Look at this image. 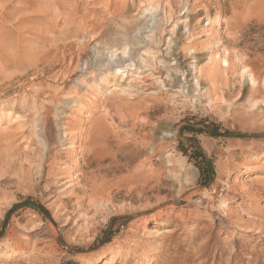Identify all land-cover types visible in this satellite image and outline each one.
Wrapping results in <instances>:
<instances>
[{"label": "rangeland", "instance_id": "374dc122", "mask_svg": "<svg viewBox=\"0 0 264 264\" xmlns=\"http://www.w3.org/2000/svg\"><path fill=\"white\" fill-rule=\"evenodd\" d=\"M70 260L264 264V0H0V264Z\"/></svg>", "mask_w": 264, "mask_h": 264}, {"label": "trees", "instance_id": "16d2710c", "mask_svg": "<svg viewBox=\"0 0 264 264\" xmlns=\"http://www.w3.org/2000/svg\"><path fill=\"white\" fill-rule=\"evenodd\" d=\"M184 130H190L192 132V136L187 139L188 144L190 145H182V150L184 154L188 155L190 158H194L197 162L199 160L203 161L204 167H201V175L200 178H203L204 175H207L209 179H211L212 172H213V167L210 163V161L207 159L204 151L201 149V147L198 145V141L196 139V134L207 132L211 136L219 137L222 135H230L228 131L222 132L220 129V124L217 123L215 120L211 121L208 123L207 127H196L194 125H187L184 127ZM28 201L30 200L29 198L27 199ZM16 206V205H15ZM38 208H42L41 206L36 205ZM8 216L6 217L7 220ZM5 220V221H6ZM66 264H77L75 261L70 260L66 262Z\"/></svg>", "mask_w": 264, "mask_h": 264}, {"label": "bare ground", "instance_id": "6f19581e", "mask_svg": "<svg viewBox=\"0 0 264 264\" xmlns=\"http://www.w3.org/2000/svg\"><path fill=\"white\" fill-rule=\"evenodd\" d=\"M163 30V29H162ZM48 143V142H47Z\"/></svg>", "mask_w": 264, "mask_h": 264}]
</instances>
